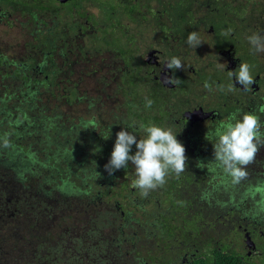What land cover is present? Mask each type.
<instances>
[{
	"label": "flooded vegetation",
	"instance_id": "af4514ba",
	"mask_svg": "<svg viewBox=\"0 0 264 264\" xmlns=\"http://www.w3.org/2000/svg\"><path fill=\"white\" fill-rule=\"evenodd\" d=\"M253 33L264 35V0H0V162L20 175L29 159L18 169L9 156L36 153L49 203L79 213L93 204L110 221L83 238L76 260L69 239L72 264L108 254L120 264H264V144L239 183L208 164L211 133L229 116L253 113L264 133ZM172 57L185 67L167 69ZM242 62L255 80L247 91L228 76ZM172 76L179 82H164ZM149 123L177 135L187 164L144 196L130 162L112 175L104 166L121 128L143 138Z\"/></svg>",
	"mask_w": 264,
	"mask_h": 264
},
{
	"label": "clouds",
	"instance_id": "9594fccd",
	"mask_svg": "<svg viewBox=\"0 0 264 264\" xmlns=\"http://www.w3.org/2000/svg\"><path fill=\"white\" fill-rule=\"evenodd\" d=\"M247 40L254 53L264 52V35L253 33L247 37ZM186 42L194 49L203 43L197 32H190ZM225 65L219 63L220 67H225ZM164 66L170 70L185 67L178 57L170 58ZM250 69L251 66L247 62H242L238 70L228 71V76L230 79L235 78L242 89L247 91L249 86L255 82ZM164 82L175 85L179 79L175 76L166 77ZM205 87L208 88L209 85L205 83ZM233 87L234 85L230 84L228 91H232ZM151 105L152 101L146 100L145 106L151 107ZM260 111L264 112V106H261ZM96 126V122L90 120L85 125V129H95ZM261 127L259 117L253 113H244L239 119H237V114L229 116L211 133L215 140L212 144L214 161L208 164H214L222 169L233 183H239L247 175L245 166L253 161L259 151V146L264 144V133L261 132ZM121 129L116 133L111 157L104 166V170L109 175L117 170L128 168L130 162L135 169L136 177L132 185L138 188L142 195L147 196L149 191L163 186L166 183V177L170 174L174 173L179 176L185 171L187 164L185 146L178 141L177 135H174L170 128L165 129L153 123L140 124L139 131L143 133V138L136 131ZM208 136L207 132L205 138ZM133 145L136 151L130 154ZM92 164L95 165L94 175L98 179L100 174L96 171L97 165L95 162ZM200 164L203 165V163Z\"/></svg>",
	"mask_w": 264,
	"mask_h": 264
},
{
	"label": "trees",
	"instance_id": "16d2710c",
	"mask_svg": "<svg viewBox=\"0 0 264 264\" xmlns=\"http://www.w3.org/2000/svg\"><path fill=\"white\" fill-rule=\"evenodd\" d=\"M44 148L41 151L47 157L49 147L46 145ZM27 152L28 155L21 156L18 160L14 158V154L9 156L13 162H20L18 169L29 159L27 168L20 175L15 173V166L0 162V264H72L69 260H76L77 255H81L83 251V238L90 235L98 237L96 230L110 224L108 215L92 204L85 207V213H79L76 209L74 216L61 217L56 226L39 227L40 222L56 218L59 215L57 211L63 205L49 203L45 184L41 181L48 173L41 175L36 153ZM45 164L50 166L49 163ZM51 166L58 168L57 164ZM49 196L56 200L54 192ZM72 238L75 256L69 258L68 245ZM10 247H13L12 256L8 255ZM109 257L110 254L102 260V264L119 263ZM121 264L132 262L124 260Z\"/></svg>",
	"mask_w": 264,
	"mask_h": 264
},
{
	"label": "rangeland",
	"instance_id": "374dc122",
	"mask_svg": "<svg viewBox=\"0 0 264 264\" xmlns=\"http://www.w3.org/2000/svg\"><path fill=\"white\" fill-rule=\"evenodd\" d=\"M57 212L59 215L56 218H52L51 220L46 219L40 222L39 227L45 225L56 226L58 219H61V217L65 218V216L67 215L74 216L76 214V210H73L72 205L67 202H64L63 208L61 210H58ZM8 255L9 256L13 255V247H10Z\"/></svg>",
	"mask_w": 264,
	"mask_h": 264
}]
</instances>
